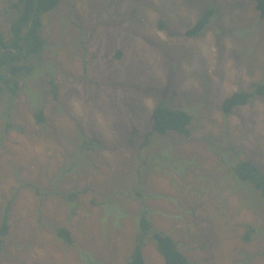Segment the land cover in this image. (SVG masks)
I'll return each instance as SVG.
<instances>
[{
    "label": "rangeland",
    "instance_id": "obj_1",
    "mask_svg": "<svg viewBox=\"0 0 264 264\" xmlns=\"http://www.w3.org/2000/svg\"><path fill=\"white\" fill-rule=\"evenodd\" d=\"M13 1L0 0L6 35ZM210 8L205 31L186 35ZM43 22L38 72L9 100L0 93V130L11 125L0 135V226L13 200L0 264H127L144 212L188 264H264V195L235 169L251 160L264 171V95L221 109L264 83L254 1L61 0ZM161 101L193 115L190 136L153 133L141 148ZM144 256L165 264L151 235Z\"/></svg>",
    "mask_w": 264,
    "mask_h": 264
},
{
    "label": "trees",
    "instance_id": "obj_2",
    "mask_svg": "<svg viewBox=\"0 0 264 264\" xmlns=\"http://www.w3.org/2000/svg\"><path fill=\"white\" fill-rule=\"evenodd\" d=\"M61 0H14L6 9L5 17L9 19V30L6 35L0 30V93L9 100L18 94L22 89L23 80L36 74L41 65V59L47 48V40L43 36V15L59 6ZM256 8L264 17V0H253ZM214 9L205 11L196 24L186 31V35L200 36L210 22ZM51 91L55 98L58 97V85L54 78H49ZM2 95V96H3ZM264 95V83L257 84L254 90H238L233 92L223 101L221 109L224 114H232L238 106L249 104L254 97ZM10 114V111L1 113ZM35 119L38 124H43L46 120L42 107L35 111ZM152 128L146 133L145 139L141 143V148L149 143V137L153 133L166 134L168 131H175L184 136H190V125L193 115L186 110L177 109L166 104L165 101L157 103L153 109ZM7 124L0 130V135L5 134ZM4 130V131H3ZM238 176L251 182L254 187L261 190L264 195V171L251 160H241L236 165ZM80 192L72 191L64 194L66 200L74 202L78 199ZM13 200L11 199L3 214L0 226V240L9 232V219ZM152 223L144 212V217L140 220L139 231L136 236V245L127 264H145L144 246L151 235L159 252L165 260V264H188L189 258L181 251L175 239L163 231L152 233ZM58 236L67 243H73V236L67 227L56 229ZM151 232V233H150ZM250 238V232L246 236Z\"/></svg>",
    "mask_w": 264,
    "mask_h": 264
}]
</instances>
